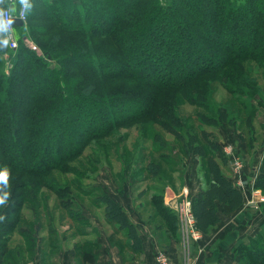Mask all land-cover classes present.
Wrapping results in <instances>:
<instances>
[{"label": "trees", "instance_id": "1", "mask_svg": "<svg viewBox=\"0 0 264 264\" xmlns=\"http://www.w3.org/2000/svg\"><path fill=\"white\" fill-rule=\"evenodd\" d=\"M32 3L29 18L44 20L42 26H32L30 31L42 58L34 57L23 47L14 50L0 47L12 52L8 74L0 76V111L10 113L12 104L27 105L26 111H20L25 120L14 121V128L22 126L14 134H9L6 118L0 116V153L3 165L12 173L43 178L47 171L80 155L94 139L106 141L117 129L130 124L151 121L160 126L179 125L175 113L179 98L196 105L209 91L211 85L201 79L203 76H220L228 67L234 71L245 59L264 62V0H32ZM5 5L8 6L7 0L0 7ZM54 27L60 29L52 35ZM199 36L203 43L187 41V37ZM91 39L97 41L96 49L92 48ZM212 43L210 51L208 46ZM199 45L203 49L197 53ZM242 80L234 82L239 87L251 83ZM20 82L26 98L17 105L11 98ZM46 130L54 131L60 140L54 151L50 150L51 133ZM189 141L194 142L192 137ZM215 149L206 166L208 187L191 198L192 212L203 234L219 221L215 203L220 201L233 210L242 202L240 191L215 162ZM220 158L225 159L222 155ZM261 167L260 176L254 181L264 194V160ZM146 169L152 175L159 172V166L152 162H148ZM46 187L52 188V184L47 182ZM218 190L222 193L217 196ZM28 193L26 201L31 196ZM159 197H152L151 205L162 218L169 236L175 237L176 219ZM233 198L236 200L232 201ZM104 201L106 219L119 229L126 228L127 237L138 249L137 230L122 207L111 198L105 197ZM18 222L5 223L0 218V264H5L3 256L14 234L21 237L23 244L33 245L31 237L18 229ZM233 253L247 261L241 264H264V234L249 236Z\"/></svg>", "mask_w": 264, "mask_h": 264}, {"label": "rangeland", "instance_id": "2", "mask_svg": "<svg viewBox=\"0 0 264 264\" xmlns=\"http://www.w3.org/2000/svg\"><path fill=\"white\" fill-rule=\"evenodd\" d=\"M27 15L29 18L32 13L29 11ZM28 18L25 26L14 30L16 47L17 49L23 47L34 57L42 58L43 53L35 45L30 31L32 26H42L44 20L37 22L33 17ZM58 29L60 28L54 27L52 35ZM35 34L33 33L34 36ZM188 40L204 41L202 36L187 37ZM158 42L161 43V39ZM213 43L208 46V50ZM90 44L94 49L98 46L97 41L93 42L92 39ZM202 49L199 45L195 51L198 53ZM11 55V50H0V76L8 74ZM239 64L240 67H235L234 71L228 67L227 70L219 73V75L223 73L224 76L211 74L201 78L211 86L205 99H200V104H190L179 98L175 110L179 125L160 126V124L145 121L121 127L106 141L94 139L96 141L86 145L80 155L72 156L61 167L47 171L46 175H43L44 179L9 171L7 185H0V195L4 192L10 194L5 203L0 204V218L5 223L19 221L18 229L31 237L30 243L33 245L128 238L126 228L119 229L116 223L106 219L104 198L108 197L117 204L120 202L123 205H132L133 208L129 212L132 218H136L137 223L139 220L142 221L145 225V227L137 226L140 234L142 237H151L153 244L156 245L154 248L156 252H163L167 249L164 243L167 237L165 235L169 236V234L167 230L163 234L158 232V225L164 229L165 227L157 210L151 205V198L160 196L159 198L163 199L162 204L176 219L177 232L180 230V233L172 237L176 244L180 245L182 250L184 249V261L180 264L200 262L205 255V245L201 246L203 245L201 240L197 246L192 239L187 241L184 238L183 222L180 221L182 217L178 208L176 209L175 205L170 207L164 199L167 189L178 195L177 205L184 200H189L191 204V198L196 196L194 191L210 182L206 166L208 156L213 154L212 150L216 148L214 154L217 155L214 160L221 167L224 165L232 168L233 182H239L241 184L239 188L248 187L258 192L260 198L264 199L262 190L256 188L254 180L253 186L249 185L250 182H244L249 156L253 159L256 152L259 153L262 150L259 172L264 160V62L245 59ZM242 78L251 83H248L246 87L237 86L234 81H243ZM227 85L235 88L228 90ZM12 94L11 100L17 105L18 101H24L26 92L22 82L16 86ZM26 107L27 105L22 102L18 107L12 104L13 110L11 109L10 113L8 110L7 113L0 111V116L6 118L5 124L8 126L9 134L22 129L19 124L17 128H14L13 124L15 120L16 122L25 120L20 111H26ZM46 131L51 133L50 150L54 151L60 140L56 139L54 131ZM190 137L194 142L189 141ZM76 143H79L78 139ZM220 155L226 160H221ZM148 162L159 166V172L156 175L148 173L146 169ZM3 163L0 153V170L8 168ZM34 182L37 183L34 184ZM47 182L52 184V188L46 187ZM28 191L31 192V196L26 201L25 198L29 196ZM221 193L218 190L215 195L218 196ZM169 199L172 200V198ZM235 200L236 198L232 199V201ZM215 204L216 211H219L221 202L218 201ZM135 209L140 213L139 219L135 217ZM124 213L133 225L129 215ZM192 213L194 215V212ZM195 223L197 226L196 217ZM133 227L136 228L134 225ZM199 232L202 237L203 233L200 230ZM13 241L12 246H16L19 239H13ZM18 244H20L18 246L26 245L21 241ZM193 251L196 253L193 254ZM165 255L170 260L169 255L167 253ZM239 260L238 264L247 263L242 256ZM170 263L173 264L171 260Z\"/></svg>", "mask_w": 264, "mask_h": 264}, {"label": "crops", "instance_id": "3", "mask_svg": "<svg viewBox=\"0 0 264 264\" xmlns=\"http://www.w3.org/2000/svg\"><path fill=\"white\" fill-rule=\"evenodd\" d=\"M262 155V150H260L259 153L256 152L253 159L250 156L248 158L244 182H250V186H253V180L260 176L259 166ZM219 168H221V173L230 182H233L232 168H227L224 165L222 167L219 165ZM233 184L241 193V204L233 210L223 203L219 205L218 223L208 233L203 234L200 239L203 244L201 246L205 245V255L202 256L200 262L192 264H238L240 260L234 255V249L246 242L249 236L264 234V201H260L261 196L248 187L239 188L235 181ZM207 187V183L203 187H199L197 191H194V195L204 191ZM169 190L167 189L168 192L165 193L164 199L170 207L175 205L176 208L178 195ZM120 205L136 228L138 225L145 227L142 221L139 220L138 224L136 218L133 219L132 214L129 213L133 208L132 205H123L122 203ZM134 212L136 213L135 217L139 219V211ZM157 227L159 233L165 232V229L160 225ZM137 233L141 243L138 249L128 238L12 246L13 239L22 241L20 236L14 234L8 243L9 246L6 247L3 259L5 264H156V250L154 249L156 245L153 244L151 237H142L138 228ZM177 233H180V230ZM165 236L167 237H165L164 241L166 242L164 243L167 249L163 252L165 251L164 253L169 255L173 264L183 263L184 249L182 250L172 237ZM194 252L193 254L196 253Z\"/></svg>", "mask_w": 264, "mask_h": 264}, {"label": "built area", "instance_id": "4", "mask_svg": "<svg viewBox=\"0 0 264 264\" xmlns=\"http://www.w3.org/2000/svg\"><path fill=\"white\" fill-rule=\"evenodd\" d=\"M18 0H7L8 3V7L11 8L13 6V3H15L16 6V11L14 13H12V17L13 19H19L22 22V26H16L15 24H13V29L15 30L16 27H23L25 26L26 22H27V13L24 14L23 18L21 19V9L19 7V4L16 5V2ZM17 43H16V38L14 35V46L12 43H10L9 48L11 50L16 49L17 47ZM238 185L239 184L238 182ZM261 201H264L263 198H261ZM178 208V212L180 213V216L182 217L180 219L182 223V230H183V234H184V238L189 239L195 242L196 245H198L199 240L201 239V234L199 232V230L197 229V226H195V217L193 215V213L191 212V204L189 200H184L183 202L181 201L177 206L176 209ZM188 241V240H187ZM199 246V245H198ZM155 262L156 264H171L169 258L167 257V255H165L164 252H156L155 254Z\"/></svg>", "mask_w": 264, "mask_h": 264}, {"label": "clouds", "instance_id": "5", "mask_svg": "<svg viewBox=\"0 0 264 264\" xmlns=\"http://www.w3.org/2000/svg\"><path fill=\"white\" fill-rule=\"evenodd\" d=\"M4 4L5 0H0V5ZM18 4L21 9L20 18L22 19L24 14L33 8V3L32 0H18ZM15 11V3H13L11 8H9L7 5L0 7V47H9L10 43H12L14 46V19L11 14ZM8 176V168L0 170V185H7ZM9 195V192H4L2 195H0V204H4Z\"/></svg>", "mask_w": 264, "mask_h": 264}, {"label": "water", "instance_id": "6", "mask_svg": "<svg viewBox=\"0 0 264 264\" xmlns=\"http://www.w3.org/2000/svg\"><path fill=\"white\" fill-rule=\"evenodd\" d=\"M14 24L16 26H22V22L19 19H14Z\"/></svg>", "mask_w": 264, "mask_h": 264}]
</instances>
